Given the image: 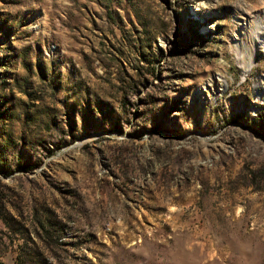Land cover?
Here are the masks:
<instances>
[{"label": "rangeland", "instance_id": "374dc122", "mask_svg": "<svg viewBox=\"0 0 264 264\" xmlns=\"http://www.w3.org/2000/svg\"><path fill=\"white\" fill-rule=\"evenodd\" d=\"M263 35L264 0H0V264H264Z\"/></svg>", "mask_w": 264, "mask_h": 264}, {"label": "bare ground", "instance_id": "6f19581e", "mask_svg": "<svg viewBox=\"0 0 264 264\" xmlns=\"http://www.w3.org/2000/svg\"><path fill=\"white\" fill-rule=\"evenodd\" d=\"M256 40H257L256 46L254 45L255 47L252 49L250 61L247 64H245L243 75L246 73L248 69H250L251 65L255 64L254 58H255L257 48L259 47L262 49V51H264V35L260 37L256 36Z\"/></svg>", "mask_w": 264, "mask_h": 264}, {"label": "trees", "instance_id": "16d2710c", "mask_svg": "<svg viewBox=\"0 0 264 264\" xmlns=\"http://www.w3.org/2000/svg\"><path fill=\"white\" fill-rule=\"evenodd\" d=\"M40 227H41V228L43 227V224H42V223H40ZM15 263H16V264H20L18 260H16Z\"/></svg>", "mask_w": 264, "mask_h": 264}]
</instances>
